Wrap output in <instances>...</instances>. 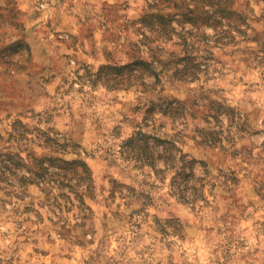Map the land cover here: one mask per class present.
<instances>
[{
  "label": "rangeland",
  "instance_id": "obj_1",
  "mask_svg": "<svg viewBox=\"0 0 264 264\" xmlns=\"http://www.w3.org/2000/svg\"><path fill=\"white\" fill-rule=\"evenodd\" d=\"M0 264H264V0H0Z\"/></svg>",
  "mask_w": 264,
  "mask_h": 264
},
{
  "label": "trees",
  "instance_id": "obj_2",
  "mask_svg": "<svg viewBox=\"0 0 264 264\" xmlns=\"http://www.w3.org/2000/svg\"><path fill=\"white\" fill-rule=\"evenodd\" d=\"M10 160H14V159H13L12 157H10ZM10 160H8V162H6V161H5V162L8 163V165H9V163H10V166H11V165H14L13 162H9ZM5 165H6V164H5ZM43 172H44V169H42V168L40 167V172H39V174L44 175ZM40 178H41V177H40ZM30 181H33V180H31V179L28 180V179L25 178V181H24V182H25V183H28V182H30ZM195 199H196V198H193V200H195Z\"/></svg>",
  "mask_w": 264,
  "mask_h": 264
}]
</instances>
